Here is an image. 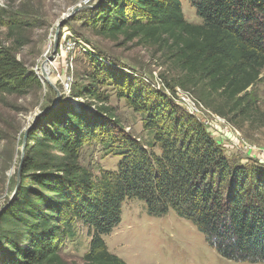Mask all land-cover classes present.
<instances>
[{
    "label": "trees",
    "instance_id": "16d2710c",
    "mask_svg": "<svg viewBox=\"0 0 264 264\" xmlns=\"http://www.w3.org/2000/svg\"><path fill=\"white\" fill-rule=\"evenodd\" d=\"M188 1L199 24L185 20L183 0H102L91 27L109 40L164 45L181 73L177 85L245 111L248 89L264 68V0ZM0 28L11 40L0 41V94L25 96L41 84L17 59L21 28L1 8ZM86 79L72 88L83 107L62 102L27 135L18 190L0 208V264H66L61 250L76 223L90 236L82 264H126L105 238L119 224L122 204L135 199L152 216L174 212L191 222L220 257L264 264V166L230 161L202 123L164 96L149 99L98 60ZM109 82L142 115L149 142L112 121L100 91ZM96 141L121 157L116 169L95 175L82 163V148Z\"/></svg>",
    "mask_w": 264,
    "mask_h": 264
},
{
    "label": "rangeland",
    "instance_id": "374dc122",
    "mask_svg": "<svg viewBox=\"0 0 264 264\" xmlns=\"http://www.w3.org/2000/svg\"><path fill=\"white\" fill-rule=\"evenodd\" d=\"M101 3L102 0L0 1V8L19 22L21 28L17 38L24 46L17 59L38 79L42 78L41 86L25 96L0 94V197H4L0 208L9 201L15 188L25 131L34 115L57 98L43 79H46L43 62L55 78L53 86L60 93V103L70 102L76 108L85 103L72 96V88L80 89L88 84L86 76L98 60L125 80L126 85L132 83L144 88L149 99L155 94L164 96L181 112L202 123L230 161L264 166V68L248 89L245 111L241 112L238 106L228 104L217 94L209 95L205 101L197 90L177 85L181 73L169 61L170 51L164 45H140L137 40L126 41L123 37L109 40L97 35L91 27V16ZM182 11L187 22H201L188 0H183ZM7 37V29L0 28V41L6 46L11 41ZM57 40L58 50L53 54ZM49 57H52L50 61ZM120 90L111 82L100 90L108 97L112 121L137 141L149 142L151 136L142 128V115L120 97ZM88 107L94 110L93 106ZM81 160L98 175L100 170L116 169L121 157L96 141L82 148ZM74 231L75 237L67 240L61 250L66 264H82L88 252L90 236L86 227L76 223ZM105 242L108 251L126 264H250L220 257L191 222L174 212L152 216L146 203L137 199L122 204L121 220Z\"/></svg>",
    "mask_w": 264,
    "mask_h": 264
},
{
    "label": "water",
    "instance_id": "95a60500",
    "mask_svg": "<svg viewBox=\"0 0 264 264\" xmlns=\"http://www.w3.org/2000/svg\"><path fill=\"white\" fill-rule=\"evenodd\" d=\"M58 50V40L55 42L54 44V50H53V54H55ZM52 59V57H49L48 61H50ZM42 68L44 66H46V62H43L42 63ZM39 79L41 80L42 78L39 77ZM42 82V80H41ZM57 94V98L56 100L48 107L44 108L43 110L39 111L38 113H36L34 115V118H33V122L32 124L27 128V130L25 131V135H24V140H23V145H22V153H21V160H20V163H19V166H18V169H17V176H16V185H15V188L9 198V201L8 203L12 200V198L15 196L17 190H18V186H19V183H20V172H21V169H20V165H21V162H22V159H23V154H24V150H25V145H26V140H27V135L29 133V131L32 129L33 125L35 124V122L38 120V118L46 113H48L49 111H51L53 108L57 107L60 102H61V99L59 98V91L53 86V84L49 83V82H46ZM2 210H0L1 212Z\"/></svg>",
    "mask_w": 264,
    "mask_h": 264
},
{
    "label": "bare ground",
    "instance_id": "6f19581e",
    "mask_svg": "<svg viewBox=\"0 0 264 264\" xmlns=\"http://www.w3.org/2000/svg\"><path fill=\"white\" fill-rule=\"evenodd\" d=\"M85 1H87V0H85ZM86 3V2H85ZM43 72L42 73H44V75H45V77H46V79L43 77V79L47 82V80L49 81V82H51L52 84H54V82H55V78H53L54 76H50V74H49V71L45 68V67H43V70H42ZM48 76V77H47ZM34 118V117H33Z\"/></svg>",
    "mask_w": 264,
    "mask_h": 264
},
{
    "label": "built area",
    "instance_id": "2783aa9c",
    "mask_svg": "<svg viewBox=\"0 0 264 264\" xmlns=\"http://www.w3.org/2000/svg\"><path fill=\"white\" fill-rule=\"evenodd\" d=\"M187 97H189L188 95H187ZM187 100H189V102H190V99L189 98H187ZM192 110V109H191ZM190 113H193V110L190 112ZM4 197H0V200H2Z\"/></svg>",
    "mask_w": 264,
    "mask_h": 264
}]
</instances>
